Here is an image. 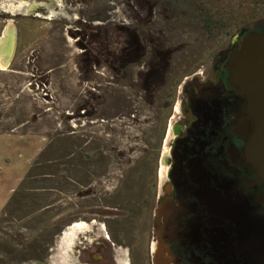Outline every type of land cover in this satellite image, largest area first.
Here are the masks:
<instances>
[{
	"label": "rangeland",
	"instance_id": "rangeland-1",
	"mask_svg": "<svg viewBox=\"0 0 264 264\" xmlns=\"http://www.w3.org/2000/svg\"><path fill=\"white\" fill-rule=\"evenodd\" d=\"M199 2L205 15L149 0H0V38L16 31L0 69V264H53L59 230L159 180L162 110L181 74L165 90L142 85L150 57L186 67L264 26V0ZM59 256L70 264L69 248Z\"/></svg>",
	"mask_w": 264,
	"mask_h": 264
},
{
	"label": "flooded vegetation",
	"instance_id": "flooded-vegetation-1",
	"mask_svg": "<svg viewBox=\"0 0 264 264\" xmlns=\"http://www.w3.org/2000/svg\"><path fill=\"white\" fill-rule=\"evenodd\" d=\"M33 6L28 12L40 7ZM263 32L241 27L213 56H193L186 67L157 56L164 66L155 79L146 64L142 85L155 80L165 90L181 74L162 110L159 180L59 230L53 264L68 248L70 264H264V185L238 132L244 95L229 81L231 55ZM77 223L84 227L71 230Z\"/></svg>",
	"mask_w": 264,
	"mask_h": 264
},
{
	"label": "water",
	"instance_id": "water-1",
	"mask_svg": "<svg viewBox=\"0 0 264 264\" xmlns=\"http://www.w3.org/2000/svg\"><path fill=\"white\" fill-rule=\"evenodd\" d=\"M16 31L8 24L0 38V66L5 69L12 61ZM230 84L245 99V116L238 132L244 141L250 164L264 185V32L251 34L231 55Z\"/></svg>",
	"mask_w": 264,
	"mask_h": 264
},
{
	"label": "trees",
	"instance_id": "trees-1",
	"mask_svg": "<svg viewBox=\"0 0 264 264\" xmlns=\"http://www.w3.org/2000/svg\"><path fill=\"white\" fill-rule=\"evenodd\" d=\"M151 4L155 5H168L170 10L177 13H185V11L192 10L193 13L197 15H205V10L203 9L202 4L199 2V0H149ZM257 6V5H256ZM204 29L211 33L212 31H215L217 29H221L222 26L220 23H215L210 20H206L203 22ZM122 62L127 61L126 58L128 56H121ZM149 68H150V74L153 75L152 78L155 79L158 72L163 68L164 62L162 61V58L157 56H151L150 60L148 62ZM146 77V75L144 74Z\"/></svg>",
	"mask_w": 264,
	"mask_h": 264
},
{
	"label": "crops",
	"instance_id": "crops-1",
	"mask_svg": "<svg viewBox=\"0 0 264 264\" xmlns=\"http://www.w3.org/2000/svg\"><path fill=\"white\" fill-rule=\"evenodd\" d=\"M6 135H9V134H6ZM5 135H1L0 137H4ZM3 156V155H2ZM1 170V169H0ZM1 171H3V170H1ZM8 177H9V179H10V181H11V176H10V174L8 175ZM9 189L10 188H8V190H6L5 189V191L3 190L2 191V194H0V204H2V203H5V199H6V197L8 196V192H9Z\"/></svg>",
	"mask_w": 264,
	"mask_h": 264
},
{
	"label": "bare ground",
	"instance_id": "bare-ground-1",
	"mask_svg": "<svg viewBox=\"0 0 264 264\" xmlns=\"http://www.w3.org/2000/svg\"><path fill=\"white\" fill-rule=\"evenodd\" d=\"M33 10V8L30 10V11H32ZM35 10V9H34ZM9 13V12H8ZM12 13V12H11ZM0 69H2L3 70V68L0 66ZM84 227V225L83 224H81V223H77V224H75L73 227H72V229L71 230H73V231H77V230H81L82 228ZM73 234V233H72ZM71 235V234H70ZM68 245V244H67ZM64 252V251H63ZM61 253V252H60Z\"/></svg>",
	"mask_w": 264,
	"mask_h": 264
}]
</instances>
